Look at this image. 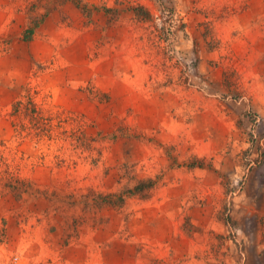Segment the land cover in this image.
<instances>
[{"label": "rangeland", "instance_id": "obj_1", "mask_svg": "<svg viewBox=\"0 0 264 264\" xmlns=\"http://www.w3.org/2000/svg\"><path fill=\"white\" fill-rule=\"evenodd\" d=\"M0 264H264V0H0Z\"/></svg>", "mask_w": 264, "mask_h": 264}, {"label": "trees", "instance_id": "obj_2", "mask_svg": "<svg viewBox=\"0 0 264 264\" xmlns=\"http://www.w3.org/2000/svg\"><path fill=\"white\" fill-rule=\"evenodd\" d=\"M147 182H148V184H151V183H153V180L150 179V180H147ZM144 183H145V182H141V183L135 185V187L133 188L132 191L134 192V191L141 190V188L143 187V184H144ZM132 191H130V192H132Z\"/></svg>", "mask_w": 264, "mask_h": 264}]
</instances>
